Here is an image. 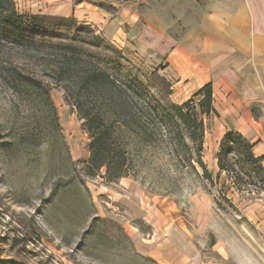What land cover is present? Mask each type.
Listing matches in <instances>:
<instances>
[{
	"label": "rangeland",
	"instance_id": "rangeland-1",
	"mask_svg": "<svg viewBox=\"0 0 264 264\" xmlns=\"http://www.w3.org/2000/svg\"><path fill=\"white\" fill-rule=\"evenodd\" d=\"M86 1L111 11L131 35L135 28L140 32L131 22L133 11L136 18L137 11L157 9L174 35L198 20L208 2ZM76 21L88 27L37 33V47L27 39L0 38V261L185 264L183 252L193 249L203 264H264V224L258 221L264 219V184L251 166L252 177L245 174L248 167L242 170L234 153L229 157L236 171H220L221 118L200 115L203 135L199 130L191 137L175 106L196 101L195 87L168 80L163 61L142 52L137 38L125 48L99 27ZM77 32L86 40L77 43L82 52L122 85L113 99L99 89L81 97L86 109L108 117L114 151L126 156L127 172L115 180L105 166L96 173L88 169V124L65 87L69 81L55 77V59ZM95 35L104 39L98 45L89 43ZM47 39L64 47L45 45H52ZM242 182H250L252 191L238 189Z\"/></svg>",
	"mask_w": 264,
	"mask_h": 264
},
{
	"label": "crops",
	"instance_id": "crops-1",
	"mask_svg": "<svg viewBox=\"0 0 264 264\" xmlns=\"http://www.w3.org/2000/svg\"><path fill=\"white\" fill-rule=\"evenodd\" d=\"M15 1L27 12L59 14L95 25L125 48L137 38L142 52H154L163 61L168 80H185L195 87L194 93L212 85L218 114L209 119L221 118L219 135L238 131L254 143L256 155L264 154V0H208L199 19L187 22L174 35L157 9L148 8L143 15L137 11L136 18L133 11L131 22L140 32L135 28L131 35L111 11L86 0ZM119 16L123 18L124 11ZM258 221L264 224L263 218ZM181 259L185 264H203L193 249L183 252ZM162 264L178 263L165 259Z\"/></svg>",
	"mask_w": 264,
	"mask_h": 264
},
{
	"label": "trees",
	"instance_id": "trees-1",
	"mask_svg": "<svg viewBox=\"0 0 264 264\" xmlns=\"http://www.w3.org/2000/svg\"><path fill=\"white\" fill-rule=\"evenodd\" d=\"M52 20H60L65 22H48ZM69 21V22H66ZM88 27L87 24L79 25L74 17L53 16L47 14H33L22 13L17 8V3L14 0H0V29L6 31L5 35L0 34V38H5L9 35L13 37V41L18 42L20 39L23 41L27 39L25 43L31 47H37L35 45L34 35L40 32L45 34L57 35L62 31L84 30ZM82 32H77L72 35L73 44L65 47V54H61L59 58L55 59L57 67L54 68L58 81H69L70 85L66 88L69 90L70 95L74 98V104L78 108L80 114L85 118L88 124V131L90 132L91 143V155L88 161L87 167L90 171L96 173L101 170L102 167H106V175L110 180H115L124 174L127 170L124 168L126 162V156L122 151L116 152L113 148L112 142H110L107 132V119L108 117L101 112H92L90 109H86L82 103V96L84 91H94L96 89L101 90L104 95H107L110 99H113L115 92H123L121 83L116 80L105 67L99 63H95L91 59V55H85L82 49L77 45L81 39L83 42L86 40L81 35ZM46 34V35H47ZM67 35V34H66ZM80 38V39H79ZM104 39L100 35H95L93 40L89 43L98 45L100 41ZM52 45V48L62 49L64 45L54 44L51 39L44 40ZM59 55V54H58ZM58 55L56 57H58ZM86 56V57H85ZM40 84L38 80H34ZM48 90V88H47ZM67 90V91H68ZM72 91H75L73 93ZM47 92V91H46ZM69 95V94H68ZM194 96L197 98L189 99L183 105L175 106L178 120L188 129L191 137L197 135L198 131L202 137L204 120L200 115H210L217 113L213 106V88L211 84L203 86L198 90ZM254 143L250 142L243 134L238 131H229L223 137L220 143V151L218 155V167L221 172L236 171L235 162L230 160V154H235L236 161L241 165L242 170L245 167L251 166L256 173L259 180L264 184V154L256 155L253 150ZM201 150V148H200ZM202 169L206 175H209V171L203 162H200ZM246 175L252 177V174L247 168ZM237 179L243 180L244 176L240 172H236ZM237 184L238 189L249 190L250 182L248 184ZM243 187V188H242ZM9 264H19V262L9 261ZM0 261V264H8Z\"/></svg>",
	"mask_w": 264,
	"mask_h": 264
}]
</instances>
